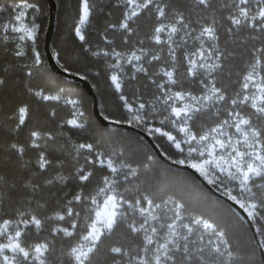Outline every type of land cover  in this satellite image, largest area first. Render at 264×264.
Here are the masks:
<instances>
[{"label":"trees","instance_id":"obj_1","mask_svg":"<svg viewBox=\"0 0 264 264\" xmlns=\"http://www.w3.org/2000/svg\"><path fill=\"white\" fill-rule=\"evenodd\" d=\"M55 1L50 48L58 65L90 81L103 116L135 128L102 123L93 111V96L82 83L51 68L44 49L48 0H0V225L11 221L0 244L10 233L21 231L18 241L30 257L35 246L45 244L44 264H75L71 249L88 232L94 202L109 184L121 198V206L112 229L101 234L85 264L146 262L148 230L146 212L142 214L141 209L149 206L156 210L157 225L169 222L177 213L181 224L194 225L200 219L211 224L218 235L213 241L205 230L194 226L187 235H178L167 252L172 259L162 256L161 264H264L260 250H264V177H252L247 187H241L233 178L202 175L207 182L216 181L208 182L210 188L194 172L173 163L183 160L190 164V156L161 134L176 133L177 118L169 94L184 92L200 98L194 107L199 110L187 120L196 136L229 119V113L238 112L262 132L264 154V115L250 101L240 103L246 93L245 76L253 65L264 87V29L250 26L251 17L264 7L261 0H249L246 6L239 5V0H207V6L199 0H154L128 22L131 31L119 27L125 0H89L84 40L76 33L82 0ZM238 5L248 8L249 18L235 26L231 18L239 15ZM157 7L164 8V17L158 16ZM21 12L24 16L17 21ZM18 23L32 27L34 36L13 31ZM161 25L165 31L156 33ZM173 26L174 33L169 30ZM208 27L214 38L201 35ZM131 53L140 57L137 66L124 61ZM37 55L39 64L35 63ZM190 61L195 62L194 68ZM200 65L218 67L209 71ZM141 68L145 71L138 70ZM114 71L120 89L111 80ZM166 71L173 72L175 83L168 81ZM213 87L221 90L225 100L204 99ZM140 104L145 107L140 109ZM20 108L26 109L23 124ZM73 119L80 126L68 123ZM157 128L161 131L155 132ZM138 129L149 133L169 160L160 157ZM33 132L39 135L33 137ZM88 144L94 146L93 151L79 147ZM21 147L22 153L17 150ZM41 155L49 161L43 169ZM98 157L105 160L103 165ZM108 160L116 172L107 167ZM131 169H135L134 175ZM80 174H90L89 179L81 181ZM77 195L82 197L80 201L74 199ZM231 196L246 207L257 205L258 215L251 218L256 235L227 199ZM33 217L41 221L39 227L24 223ZM132 227L140 230L134 232ZM62 229L72 235L66 236ZM114 248L121 252H113ZM15 264L40 261L24 260L20 254Z\"/></svg>","mask_w":264,"mask_h":264},{"label":"snow or ice","instance_id":"obj_2","mask_svg":"<svg viewBox=\"0 0 264 264\" xmlns=\"http://www.w3.org/2000/svg\"><path fill=\"white\" fill-rule=\"evenodd\" d=\"M199 2L201 4H204L205 6H207V0H199ZM125 3H126V11L124 14V20L122 23H120L119 27L121 29L131 31V28L129 27L128 22L133 20V18L137 17L138 15H140L142 10L148 9L154 3V0H125ZM248 3H249V0H239V5H245L246 6ZM261 3L264 4V0H261ZM239 5H238L239 15L231 18V22L235 26L241 25L242 18L245 21H247L249 18L248 8L247 7H240ZM82 11H83L82 19H87L89 12H90L89 0H82ZM156 11H157L159 17L165 16V10L163 7H157ZM23 16H24V13L21 12L20 15L16 16V20L21 21ZM181 21H182V17H181ZM261 21H264V7H260V9L256 13V15L251 17L250 26L251 27H259L261 29H264V23H261ZM112 27H115V26H112ZM12 30L16 31V32L26 31V35L29 38L34 36V31L32 29H23L21 27H16V28H13ZM169 30L173 33L177 31L176 27H174V26L171 27ZM163 31H165L164 25H161L160 27H157L155 29L156 33H161ZM78 34H79V31H78ZM201 35H207L210 38H214L213 29L210 27L204 28ZM19 38L21 40H23L25 37L20 36ZM155 38H156L157 42L160 41L159 35H157ZM80 39L84 40L85 38L83 35H81ZM200 54L203 55V53H200ZM16 55L20 56V55H22V53L16 52ZM133 58L137 59V60L140 59V57L135 56V54H133ZM259 62H260L259 59H257V64ZM35 63L36 64L40 63V59H39L38 55L35 59ZM190 63H192L193 68H194L195 62L190 61ZM200 67H207L209 71H212L216 67H218V65H200ZM193 68H190L189 71L192 72ZM138 70L139 71H145V69H143V68L138 69ZM254 72H255V65H253V71L249 72V74L247 76H245V81H247V82L243 84L244 89H247L249 87V83L255 81ZM164 75L168 78V81L175 83V80L173 79V72L172 71H166V72H164ZM111 80L115 84L116 88L119 89L120 83L118 82V80H119L118 76L113 75L111 77ZM161 87H163V85H161ZM211 92H212V96L215 97V99L220 100V101L225 100V96L221 93V90L219 88L213 87L211 89ZM260 92L264 93V87L260 88ZM36 95L39 96V95H41V93H36ZM175 95H176V98H178L180 100L184 99V96L181 93H176ZM43 99L55 100V99H57V97H55V96H53V97L43 96ZM122 99H123V97H122ZM169 99H171V97H169ZM192 99L196 100L197 98L192 97ZM204 99H209V97H205ZM249 100H251V107L253 109H255V111L257 113L264 115V106H258V103H257L258 101L261 103H264V94L259 95V96H255L254 98L249 97V96H244L243 100L240 101V103H244L245 101H249ZM165 103H167V101H165ZM236 103H237L236 100L232 101L233 105H235ZM128 107H129V110L131 111V106L129 105ZM144 107H145L144 104L139 105L140 109H143ZM198 110L199 109H196L191 105H185L183 108H172V112L175 114L176 117H181V115L183 114L188 119H191V116L189 115L190 113H192L194 111H198ZM25 111H26L25 108L19 109L20 124L24 123ZM229 116L233 118V121H234L233 126L235 127L236 131L238 133H241L242 136L244 137V143L245 144H248L249 147H254L255 144H260L262 132L260 130H257V129L252 127L250 119L241 117L240 113H238V112L229 113ZM135 119L138 121L139 117H136ZM68 123H70L74 126H80V125H77V121L75 119L70 120ZM228 124H229V121L225 120L220 125H218L217 128L212 129L211 132L212 133L219 132L221 135H223V129ZM17 127H19V125H17ZM149 131L151 132L152 130H149ZM160 131L161 130L159 128L155 129V132H160ZM182 131H189V130L188 129H182ZM161 134L167 136V138L170 141L175 143V147L177 149L183 151L181 144L179 142L175 141V137L169 135L166 132L161 133ZM38 135L39 134L36 132L32 133L33 137L38 136ZM209 135L210 134L200 135L198 139H199V141H207L209 139ZM249 138H251L254 141V144L248 143ZM189 139H190V141H197V136L191 135L189 137ZM228 139L230 141V137ZM217 146L221 149H224L225 143L221 140H216L215 144L213 145V149H215ZM228 146L231 147L232 146L231 143H229ZM12 147L17 148V146L15 144L12 145ZM79 147L80 148H87L90 152L94 150V146L92 144L79 145ZM17 150L21 153L23 152L22 147L17 149ZM191 150L196 151L195 148H193ZM201 155H203V153H201ZM98 159H99V157H98ZM249 160L251 162H249ZM230 161H231L232 167L235 168V170H236L235 172L228 171L227 169H224L222 167L220 170L222 172L227 171L228 175L230 177H235L236 174L239 173L241 180H242L241 187H246L248 181L252 177H264V155H261L259 151L249 153V152H241V151L234 149V155L230 153ZM99 163L103 165L105 163V160L99 159ZM179 163L183 164V163H185V161L181 160V161H179ZM209 163H211V161H204L203 164L192 163L190 166L192 168L196 169L197 171H199L201 173V175L205 176V178H207L208 173L206 171L205 166L208 165ZM48 164H49V161L43 155H41L40 161H39L40 168L43 169ZM217 166H219V164ZM107 167L110 168L113 172L117 171V169L113 167L111 160L107 161ZM130 172H131V174L134 175L135 169H131ZM89 175L90 174H80L79 179L81 181H87L89 179ZM208 182L210 184H214L216 181L209 180ZM101 191H103V189H101ZM74 199L76 201H80L82 199V197L77 195L74 197ZM231 199L235 200L236 203L240 204V207L244 208L245 211L248 212V216L250 218L255 219L256 215H258V213L256 212V208H257L256 204H249L246 207L245 204H243L239 200H237V198L235 196H231ZM145 200H147V197H145ZM147 202L149 204L152 203L151 200H147ZM105 203H106V206L111 207V208H115L118 206L116 199L112 196H109ZM177 207H180V205H177ZM249 208L251 209V211L248 210ZM145 211H147V210L143 209V208L141 209L142 214ZM68 214L72 215L71 209L68 210ZM101 216H102L101 213H97V219L95 221H93L89 226L90 231L87 232V235L83 236L84 241L91 242V247H89L87 250H84L83 246H78V247H74L71 249V255H73L74 258L76 259V261H78V264H85V261L89 259V253H91L93 251V249L96 247L95 242L98 241L101 237V234H102L101 229L103 228L105 230H111L113 227V224L115 223V217H116L115 211L104 213L103 219H101ZM59 219H64V217L60 216ZM24 223H33L37 227H39L41 224V221L39 219H36L35 217H33L31 221H24ZM196 223L199 224V223H201V221L197 220ZM10 224H11V221L5 220L3 222V224L0 225V236H4L8 233V228H9ZM98 224H99V227H98ZM73 227H75V225H73ZM143 227L144 226L141 225V228H143ZM169 227H171V226H169ZM204 228L210 229V228H212V225L208 224V223H204ZM139 230L140 229L132 227V231H134V232L139 231ZM61 231H63L66 236L72 235V233L69 232L67 229H62ZM152 231L155 232L156 229L153 228ZM189 231H191V229H189ZM21 235H22L21 231H16L14 236H8V241H9L8 243L0 244V257H2L3 264H14V261H16V256H13L10 259L9 256L3 254L6 249H11V251L13 253L22 254V257L24 260H28L29 258H31L34 260H39L40 264H44L42 257L44 255V252L47 250V245L40 244V245L35 246V248L33 249V254L30 257L29 251H26L25 248L21 246V243L17 239V238L21 237ZM147 242H148V244L152 243V240L150 237L147 238ZM221 242L224 243V241L222 240V236H221ZM160 249H164V252H160ZM215 250L217 252H219L220 251L219 246H217V248ZM112 251L116 252V253H120L121 249L120 248H114V249H112ZM157 253L158 254L154 256V264H161V256H164L169 260L172 259L171 256L167 255V244L160 245V248L157 249ZM229 254H231V253H229ZM140 264H146V262L142 259L140 261Z\"/></svg>","mask_w":264,"mask_h":264},{"label":"rangeland","instance_id":"obj_3","mask_svg":"<svg viewBox=\"0 0 264 264\" xmlns=\"http://www.w3.org/2000/svg\"><path fill=\"white\" fill-rule=\"evenodd\" d=\"M83 16V11H82V3H81V17H80V21L76 27V33L77 35L80 37L83 34V29L85 27V24L87 22V19H82ZM16 27H21L23 29H32L34 31V29L32 27H27L24 26L22 23H18L16 24ZM79 31V34H78ZM26 34V31H22ZM133 54H135V56H138L137 53H131L127 56H125L124 61L125 62H131L133 63L134 66H137V59L133 58ZM120 67H122L124 65L123 63H119ZM113 75H117L118 73L116 71H114L112 73ZM254 76H255V81L249 83V87L246 89V93L245 96H249V97H255V96H259L262 95L264 93L260 92V88L263 87L260 84L259 78L257 77V75L254 72ZM119 78V76H118ZM118 82L120 83V80H118ZM247 82V81H246ZM120 89V88H119ZM176 93H181L184 96L183 100H180L178 98H176ZM172 101H173V108H183L185 105H191L193 107H195L198 102L200 101V98L196 97V100H193L192 97H195L194 95L188 94V93H184V92H174L173 94H169ZM212 96V92L210 90V92L208 93V97ZM250 104H251V100ZM258 106H264V103L261 102H257ZM236 113V112H235ZM25 114V113H24ZM174 114V113H173ZM175 115V114H174ZM241 117L243 118H247L246 116L240 114ZM176 117V116H175ZM177 119V131L176 133H171V132H167L169 135L175 137V141L179 142L181 144V147L183 149V152L188 154L190 156V160H189V165H191L192 163H197V164H203L204 161H211V163H209L208 165H206V171L208 173L207 178L210 179L211 176H219L221 177H227V178H233L235 180H238L240 186L242 183L240 174L237 173L235 177H230L228 175L227 171L222 172L220 169L221 167L224 169H227L228 171L231 172H235V168L232 167L231 165V161H230V153L234 155V149L241 151V152H249V153H253L255 151H259L261 155H264L262 153V148H261V144H255L254 147H249L248 144L244 143V137L242 136L241 133H238L235 129L234 125V121L233 118L230 117L229 119H227L229 121V124L226 125L223 129V135H221L219 132L216 133H212L211 130L215 129L218 127L214 126L211 129L207 130L204 134L202 135H206V134H210L209 135V139L207 141H199V136H197V141H190L189 137L191 135H195L188 127L187 124V120L188 118L185 117L183 114L181 115V117H176ZM248 119V118H247ZM252 125V124H251ZM253 127V125H252ZM254 128V127H253ZM182 129H188L189 131H182ZM230 137V141L229 138ZM216 140H221L225 143V148L221 149L218 146L213 149V145L215 144ZM229 143H231V147H229ZM249 144H254V141L249 138L248 141ZM175 145V143H173ZM195 148L196 151H192L191 149ZM201 153H203V155H201ZM247 159V158H246ZM249 162H251L249 160ZM219 164V166H217ZM248 185V183H247ZM246 185V187H247ZM109 196H112L116 199L117 201V207L115 208H111L106 206V200ZM121 206V198L112 190L111 187H109V184L106 185V187L103 189V191H101L100 194V198L96 199L94 202V217L92 219V221L90 222V224L95 221L97 219V213H101V219H103V214L106 212H111V211H115L116 212V216L118 214L119 208ZM146 221L145 224L147 226V238L150 237L152 240L151 244H148V255H146V264H154V256L157 255V249L160 248V245L162 244H167V252L169 250V248L175 243L176 239L178 238V235L183 234V236L187 235L189 232L193 231L194 226H196L197 228H201L203 230H205V232L208 233V236H212V240L215 241L218 238V235L214 233L213 228L210 229H206L204 228V223H208L206 221L200 220V219H195V223L194 225H189V224H181V222H179L177 213L175 214V216L172 217L171 220H169V222H165V224H163L161 222V224L157 225L154 221L156 219V210L153 209L152 207H148L146 209ZM116 219V217H115ZM199 220L201 221V223L197 224L196 221ZM164 222V221H163ZM209 224V223H208ZM171 226V227H169ZM99 227V224H98ZM155 228L156 231L153 232L152 229ZM189 229H191V231H189ZM90 231V227L89 230ZM104 231H106L105 229H101V233H103ZM14 233H10L9 236H14ZM87 235V233L85 234ZM210 238V237H209ZM18 239V238H17ZM8 238L7 240L2 243H8ZM78 246H83L84 250H87L89 247H91V242L89 241H84L83 238L81 240V242L77 245ZM216 246V244L214 245ZM160 252H164V249H160ZM4 255L9 256V258L11 259L13 256H17L20 254L17 253H13L11 251V249H6L3 253ZM162 258V256H161ZM3 264V262H2ZM15 264V261H14ZM75 264H78V261H76L75 259Z\"/></svg>","mask_w":264,"mask_h":264},{"label":"water","instance_id":"obj_4","mask_svg":"<svg viewBox=\"0 0 264 264\" xmlns=\"http://www.w3.org/2000/svg\"><path fill=\"white\" fill-rule=\"evenodd\" d=\"M49 3V22H48V26L45 32V40H44V49H45V53H46V57L47 60L49 62V65L51 66V68L57 72L60 73L62 75H65L67 77L76 79L78 81H80L82 83V85L87 89V91L93 96V111L95 113V115L97 116V118L104 124H113V125H120V126H124V127H130V128H135L134 125L127 123V122H118L115 120H111L106 118L105 116H103L100 113L99 107H98V103H97V99H96V95L94 92V89L90 83V81L80 75L77 74H73L70 73L68 71L63 70L57 63L55 56L53 55L51 48H50V39H51V35H52V31H53V27H54V20H55V10H56V1L55 0H48ZM146 138L147 140L151 143V145L153 146V148L156 150V152L158 153V155L166 160H169L165 157V155L161 152V150L159 149V147L157 146V144L154 142L153 138L151 137V135L141 129H138ZM176 165H180V166H184L186 168H188L189 170H191L192 172H194L207 186H210V184L203 178V176L194 168H192L189 164H181L179 162H173ZM227 199L232 203V205L248 220V222L252 225V229L254 230V234L256 235L253 223L251 218L248 216V212L245 211L244 208L240 207V204L236 203L235 200L227 197ZM257 237V236H256ZM258 240V239H257ZM261 250V255H262V259L264 262V250L263 248H260Z\"/></svg>","mask_w":264,"mask_h":264}]
</instances>
